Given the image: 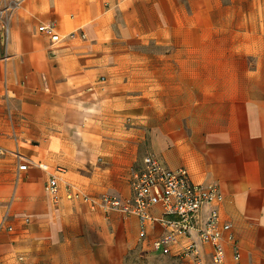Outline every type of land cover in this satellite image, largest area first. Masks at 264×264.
Wrapping results in <instances>:
<instances>
[{
	"label": "crops",
	"instance_id": "crops-1",
	"mask_svg": "<svg viewBox=\"0 0 264 264\" xmlns=\"http://www.w3.org/2000/svg\"><path fill=\"white\" fill-rule=\"evenodd\" d=\"M130 40L153 46V58L109 56ZM142 66L151 109L153 98L164 107L146 145L141 131L116 134L125 99L141 97ZM38 147L53 149L38 163L62 170L57 204L47 172L17 170L19 155L37 162ZM148 154L217 186L239 253L226 244L224 264H264V0H0V264H136L162 226L140 239L136 215L66 200L64 186L127 199Z\"/></svg>",
	"mask_w": 264,
	"mask_h": 264
},
{
	"label": "built area",
	"instance_id": "built-area-1",
	"mask_svg": "<svg viewBox=\"0 0 264 264\" xmlns=\"http://www.w3.org/2000/svg\"><path fill=\"white\" fill-rule=\"evenodd\" d=\"M38 32L49 37L51 42L62 39L53 24H42ZM6 35L7 28L4 27L5 38ZM78 35L85 37L84 32L75 31L67 37L73 39ZM30 166L48 173L44 192L53 204H57L62 170L18 156V172H26ZM129 186L131 195L127 199L108 194L92 196L76 191L70 184L64 186V197L66 200H82L106 213L136 215L140 239L145 237L149 223H158L164 232L151 245L150 251L154 254L190 264H224L226 244L231 243L234 259L239 258L232 226L220 214L223 196L216 185L194 183L186 169H168L159 159L148 154L143 158L142 166L131 169ZM154 205L162 208L160 218L154 219L149 214V208ZM5 229L12 230L11 226H5Z\"/></svg>",
	"mask_w": 264,
	"mask_h": 264
},
{
	"label": "rangeland",
	"instance_id": "rangeland-1",
	"mask_svg": "<svg viewBox=\"0 0 264 264\" xmlns=\"http://www.w3.org/2000/svg\"><path fill=\"white\" fill-rule=\"evenodd\" d=\"M179 8L181 9V4H178ZM155 10V9H154ZM86 37V36H85ZM81 37V38H85ZM147 41V40H143ZM153 42V40H150ZM123 45L120 47L118 45H112L113 49L109 52V56L111 58H140V59H150L153 58V46H150L149 44H142V46L139 47H134V41L130 40L129 42H122ZM126 43H129L128 45ZM101 54V52H98ZM132 70V68H130ZM142 70L141 75L143 76V81L146 79L145 82H143L139 88H137L136 92L141 94V97L137 99H125V103L129 104V108H124V109H119L117 112L119 114H122L120 121L123 123V126L121 128V131H119L116 134H121L123 132L125 133H131V134H137L141 131V135L144 137V143L146 145L147 143V138L150 132V116L154 115L156 113V107L161 106V101L158 100L157 98H153V110L150 107V99L149 97H146L145 94H149L148 87L150 86V75H149V70L151 69L150 67H145L142 66L140 68ZM156 84H153L155 86ZM137 87V86H136ZM134 86H131L129 88L130 92H135L133 91ZM140 105L141 108H137L135 106ZM164 106V105H163ZM161 110L163 111L164 107H160ZM141 112L144 113L145 115H142L140 118H136L134 116V113ZM37 150L38 153H40L41 157L37 158L36 161L38 162H44V156L49 155L52 152V148H44V147H38L34 148ZM54 167V166H52ZM133 261L136 264H177L176 262H173L171 260H167V258H159L157 254H153L151 252H144L139 255H135V258Z\"/></svg>",
	"mask_w": 264,
	"mask_h": 264
}]
</instances>
